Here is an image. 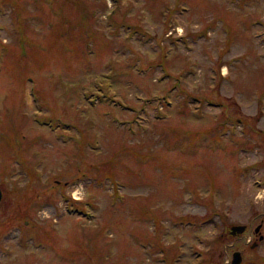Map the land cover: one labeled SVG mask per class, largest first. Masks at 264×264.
<instances>
[{
    "label": "rangeland",
    "instance_id": "1",
    "mask_svg": "<svg viewBox=\"0 0 264 264\" xmlns=\"http://www.w3.org/2000/svg\"><path fill=\"white\" fill-rule=\"evenodd\" d=\"M0 187V264H264V0H0Z\"/></svg>",
    "mask_w": 264,
    "mask_h": 264
},
{
    "label": "water",
    "instance_id": "2",
    "mask_svg": "<svg viewBox=\"0 0 264 264\" xmlns=\"http://www.w3.org/2000/svg\"><path fill=\"white\" fill-rule=\"evenodd\" d=\"M3 197V191L0 187V200L2 199ZM261 227H262V224H259L257 227H256V231H260L261 230ZM246 230V225L245 224H238V225H233L231 227V233L232 234H235V233H242ZM261 238H263V235H261ZM242 261V255H241V252L240 251H235L234 252V255H233V261H232V264H240Z\"/></svg>",
    "mask_w": 264,
    "mask_h": 264
},
{
    "label": "flooded vegetation",
    "instance_id": "3",
    "mask_svg": "<svg viewBox=\"0 0 264 264\" xmlns=\"http://www.w3.org/2000/svg\"><path fill=\"white\" fill-rule=\"evenodd\" d=\"M260 224V223H259ZM261 230H262V227H261ZM261 230L260 231H255L256 232V234L258 235L257 237H258V240H264V234L261 232ZM261 235H263V238H261Z\"/></svg>",
    "mask_w": 264,
    "mask_h": 264
}]
</instances>
